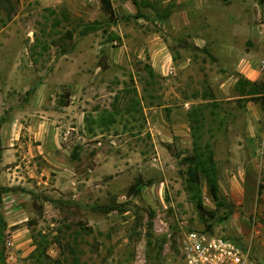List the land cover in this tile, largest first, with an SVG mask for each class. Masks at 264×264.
I'll return each instance as SVG.
<instances>
[{
	"label": "rangeland",
	"instance_id": "rangeland-1",
	"mask_svg": "<svg viewBox=\"0 0 264 264\" xmlns=\"http://www.w3.org/2000/svg\"><path fill=\"white\" fill-rule=\"evenodd\" d=\"M87 2L79 14L37 1L22 8L17 0L10 21L0 14V186L8 189L0 198V264H39L30 258L39 233L49 240L47 264H72L67 241L81 264H183L184 232L240 240L254 219L264 239V105L239 100L235 85L246 76L218 53L228 40L222 16L238 12L236 21L255 36L240 27L233 47L259 73L249 80L264 79V0H230L210 22L191 10V23L181 27L175 3L142 4L111 21L100 2ZM152 56L175 74L155 71ZM193 110L218 167L222 205L200 184L207 214L186 189ZM245 144L253 156L236 155ZM47 146L66 149L54 166L59 181L47 175ZM252 160L254 173L242 168ZM139 179L140 192L130 194ZM253 257L264 264V240Z\"/></svg>",
	"mask_w": 264,
	"mask_h": 264
},
{
	"label": "trees",
	"instance_id": "trees-1",
	"mask_svg": "<svg viewBox=\"0 0 264 264\" xmlns=\"http://www.w3.org/2000/svg\"><path fill=\"white\" fill-rule=\"evenodd\" d=\"M133 4L137 7L140 5L138 0H132ZM102 10L108 15L111 21L117 19L114 12L111 0H102L101 1ZM17 12V0H0V14H4L7 21H10L12 17ZM69 39H72V34L70 32L67 34ZM65 49V48H64ZM66 53V50L64 51ZM151 74L153 70L151 66H148ZM235 91L239 96V100L261 102L264 105V79L261 81H251L244 76H239L237 83L235 85ZM190 119L192 123L196 125L193 126V149L190 155L183 158V162L188 165L187 170V179H186V189L191 196V200L196 204L197 209L203 213L207 214V210L203 205L202 196H201V182L205 180L209 186L211 195L214 200L217 202L218 206L222 205L219 195V183H218V167L215 160L214 152L210 143H203L201 140L200 130L201 123L199 121V115L197 110H193L190 114ZM1 151L2 147L0 146V167H1ZM143 186L142 180H138L129 188L130 194H138ZM8 189L0 186V198L1 193L7 192ZM54 202V201H53ZM55 203V202H54ZM106 213H110L115 210L112 207L101 208ZM211 218L214 217L213 212H209ZM209 229L212 228V225L207 226ZM5 230V221L0 215V247H3V232ZM83 230H86L83 228ZM59 238V237H58ZM57 238V240H58ZM33 240L36 245L35 252L30 256L31 259H34L35 262L39 264H47V261H51V258L47 255V247L49 245V240L46 235L39 233L33 234ZM61 248L64 247L62 241H57ZM65 246L68 250L71 251L73 255L72 264H81L79 257H77L76 251L71 246V242H65ZM5 247L0 250V263H5ZM67 261V260H66Z\"/></svg>",
	"mask_w": 264,
	"mask_h": 264
},
{
	"label": "crops",
	"instance_id": "crops-1",
	"mask_svg": "<svg viewBox=\"0 0 264 264\" xmlns=\"http://www.w3.org/2000/svg\"><path fill=\"white\" fill-rule=\"evenodd\" d=\"M32 1H37L42 8H46V9L47 7L56 8L58 6L66 5L68 7H71V9L77 11L79 14H82L81 11L85 10L83 5H85L84 2H87L84 0H20V5L23 8L24 5L27 6ZM138 1L140 5L137 7L135 4H133L132 0H111V4L113 6L116 17L118 15H121V16L133 15L139 9H141L142 4H144L145 6H148L151 3L162 1L164 6H167L168 4H171V3L176 4L178 9H177V14H175V18L176 16L179 17V20H177V23H178V26L181 27L180 25L185 26L186 24L191 23L190 16H189V13L191 10L192 11L201 10V11L208 13L209 16L206 17V21L210 22L211 20L215 21V18H216L215 14H217L218 12H221L223 14L225 13L224 12L225 10L227 13V11L230 9L229 7H231V5L229 4L230 0H227L228 2H226V0H138ZM92 5L95 6L94 4ZM216 9H219V10H216ZM210 14H212V17L210 16ZM234 16L235 17L228 16V14H225L224 16H222L223 17L222 23L225 25V27H227L228 40L227 42H224L223 47L218 48L219 49L218 53L222 55L221 61L222 62L225 61L224 63L228 64L225 67L229 66L230 68L231 67L235 68L236 70H238L240 74L241 73L244 74L248 79H254L255 77H257L256 73H258V71L254 70L253 68L249 66V62L242 58V54L239 53L238 49L237 51L235 50L236 48L233 47V42H234V39L240 35V31H238L240 27L241 28L246 27L247 30L245 32L249 34V36L251 35L250 37L252 38L255 36V31L249 28L247 25L242 24L243 26H241L240 22L236 21L238 19V12H235ZM184 18H187L188 20L184 21ZM19 54H20L19 52L16 53L17 56H19ZM151 62H152V67L155 69V71H160L162 73L163 72L167 73L170 68H173L167 60L155 58L154 56H152ZM253 73L255 75L254 78H252ZM258 138H259L258 136H255V137L249 136L248 138L249 140L247 141L254 143L255 141L257 142L261 140ZM263 143H264V140H263ZM238 147L239 148H237L235 151H236V155H238L239 157L247 158L249 157V155L253 156V153H254L253 148H248L247 145L246 146L239 145ZM53 149H49V147L47 146V150L45 154L43 152V156L47 160V175L51 174L52 172L57 173L58 176H55V178L57 179V181H59L62 172L59 168H56L54 166L58 165L57 156L58 155L62 156L63 155L62 151H66V149L63 148L62 146H57V147H54ZM13 150L17 151L16 148H14ZM254 160L249 161L246 166H244L243 164L244 167L242 168H244V170L246 171L249 170L250 172L254 173L255 168L258 167L257 164L254 163Z\"/></svg>",
	"mask_w": 264,
	"mask_h": 264
},
{
	"label": "built area",
	"instance_id": "built-area-1",
	"mask_svg": "<svg viewBox=\"0 0 264 264\" xmlns=\"http://www.w3.org/2000/svg\"><path fill=\"white\" fill-rule=\"evenodd\" d=\"M100 2L102 0H87ZM264 67V65H263ZM170 68L167 75H174ZM262 225L254 219L250 236L235 240L224 234L205 230H189L179 240V253L183 264H257L253 250L263 242Z\"/></svg>",
	"mask_w": 264,
	"mask_h": 264
}]
</instances>
